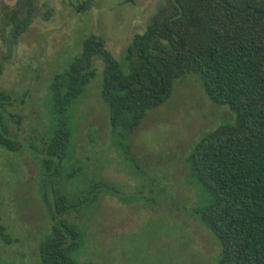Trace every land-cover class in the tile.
Returning a JSON list of instances; mask_svg holds the SVG:
<instances>
[{
  "label": "trees",
  "instance_id": "trees-1",
  "mask_svg": "<svg viewBox=\"0 0 264 264\" xmlns=\"http://www.w3.org/2000/svg\"><path fill=\"white\" fill-rule=\"evenodd\" d=\"M167 1L120 59L101 36L82 40L81 53L49 80L42 128L28 121L22 94L0 89V147L27 153L39 167L37 194L51 222L37 247V264H94L81 259L80 248L101 201L108 194L136 205L114 183L102 184L99 173L86 176L89 156H75L76 114L97 77L96 60L103 64L99 93L113 146L129 161L131 137L189 74L199 77L213 105L229 109L231 122L197 140L185 159L195 193L185 215L216 242L217 264H264V0ZM6 16L2 23L16 43L31 25L34 0H17ZM162 202L177 206L167 194ZM159 204L160 198L153 205ZM1 211L2 246H12L18 241Z\"/></svg>",
  "mask_w": 264,
  "mask_h": 264
},
{
  "label": "rangeland",
  "instance_id": "rangeland-1",
  "mask_svg": "<svg viewBox=\"0 0 264 264\" xmlns=\"http://www.w3.org/2000/svg\"><path fill=\"white\" fill-rule=\"evenodd\" d=\"M83 1L34 0L31 25L15 43L11 27L4 28L2 20L16 8L17 0H0V89L26 98L28 121L37 128L44 123L49 80L81 53L83 39L101 36L120 59L134 35L143 33L168 5L167 0H91L88 9L79 12L76 7ZM95 65L97 77L76 114L80 127L74 136L75 156H89L86 176L99 173L102 184L114 183L120 195L134 199L136 205L127 206L107 194L87 237L85 232L81 259L94 264H217L216 242L185 215L195 201L194 189L186 181L185 159L197 140L231 122V112L213 105L199 77L189 74L131 137L133 164L113 146L99 93L103 64L96 60ZM130 166L137 175H132ZM39 172L27 153L17 155L0 147L1 214L18 241L3 247L0 239V264H37V247L51 226L37 194ZM164 194L172 197L178 210L171 202H162ZM144 196L148 202L140 199ZM159 198L160 204L153 205ZM179 210H184L183 216Z\"/></svg>",
  "mask_w": 264,
  "mask_h": 264
}]
</instances>
